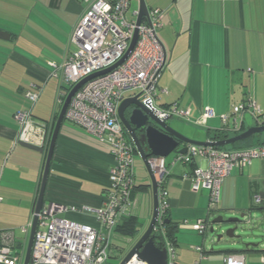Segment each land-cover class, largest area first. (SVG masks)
Wrapping results in <instances>:
<instances>
[{"label":"crops","instance_id":"0c3cea01","mask_svg":"<svg viewBox=\"0 0 264 264\" xmlns=\"http://www.w3.org/2000/svg\"><path fill=\"white\" fill-rule=\"evenodd\" d=\"M130 1L133 9L138 10L139 0ZM144 1L148 10H164L162 25L156 30L167 55L158 80L159 89L166 90L159 93L156 102L159 107L177 102L188 110V118L180 119L204 127L203 140L211 138L213 131H227L230 124L224 126L220 116L249 98L264 112V0ZM24 2L0 0V31L3 32L0 34V203L29 210V223L45 153L19 145V126L14 113L29 108L25 92L32 87L39 88L33 115L47 122L51 134L62 104L53 95L59 89L64 94L66 85H59L49 62L59 63L66 57L69 34L82 12L84 0H44V7L58 15L50 25L41 19H46L45 15L35 14L33 10L27 12L25 5L20 6ZM38 28L43 29L42 36L38 35ZM36 37L41 41H36ZM50 83L51 97L48 101L46 96L42 107L40 97ZM205 110H211L214 116L208 117L204 125L196 124ZM251 124L254 125L252 119ZM175 155L171 163L164 159L167 172L163 186L168 192L167 216L174 227L177 263H193L199 253L191 246H201L204 258L200 264H224L228 253L241 254L243 264H264L260 260L264 241L241 252H232L231 248L237 247L230 245L208 249L203 245L204 237L199 236L202 234L193 228L197 219L208 220L220 210L234 208L228 214L238 215L252 206L253 195L264 189V159L255 158L242 169L232 170L222 182L218 204L208 213L207 189L194 190L190 181L193 169L203 165V158L196 156L191 163L177 165ZM113 163L106 143L64 119L52 153L43 203L99 207ZM4 178L5 187L1 190ZM152 208L149 179L142 174L135 179L130 215L138 220L140 216L150 220ZM62 216L83 223L94 222L91 216L78 212L65 211Z\"/></svg>","mask_w":264,"mask_h":264},{"label":"built area","instance_id":"2783aa9c","mask_svg":"<svg viewBox=\"0 0 264 264\" xmlns=\"http://www.w3.org/2000/svg\"><path fill=\"white\" fill-rule=\"evenodd\" d=\"M131 7L130 0H84L82 12L68 38L66 57L59 63L49 62L59 85L71 88L84 77L106 69L116 63L124 54L134 30L137 38L128 56L112 70L84 82L71 96L64 119L83 128L87 133L108 145L113 159L108 186L99 207L66 206L57 202L43 203L38 213L36 230L28 262L26 264H107L111 238L115 227L124 217L130 215L132 190L135 186L134 157L136 149L119 120L117 109L123 98L141 93L143 101L155 106L159 93L158 80L165 66L162 47L155 38V32L162 25L164 10L151 8L148 20L143 18L136 25L138 10H131V18L126 14ZM40 96L39 88H30L25 97L30 107L17 110L14 119L18 123L19 141L40 148H47L50 138L48 124L33 115V107ZM61 89L56 100L62 103ZM155 114L159 118H188V110L177 102L166 107H158ZM249 114L254 125L264 124V112L251 98L234 105L230 113L220 116L227 131L237 133L244 123V115ZM214 116L205 110L196 124L204 125L208 117ZM201 157L203 165L196 166L191 175L194 190L208 191L207 212L212 211L220 198L223 180L234 169L240 170L255 158L264 159V144L245 149H224L188 145L184 154L176 153L175 163H191L194 157ZM158 184L159 227L155 232L166 251V264H178L176 248L167 237L163 222L169 207L168 192L164 188L167 172L164 159L150 158ZM253 204L261 201L259 194L252 197ZM65 211L91 216L93 223H83L62 216ZM31 221L22 226L28 232ZM193 228L204 235L208 229L207 220L197 219ZM24 242L17 238L14 229H0V264H24ZM199 253L191 264H200L204 258L201 246H191ZM264 263V253L260 254ZM125 264H148L133 255ZM224 264H243L239 253H228Z\"/></svg>","mask_w":264,"mask_h":264},{"label":"water","instance_id":"95a60500","mask_svg":"<svg viewBox=\"0 0 264 264\" xmlns=\"http://www.w3.org/2000/svg\"><path fill=\"white\" fill-rule=\"evenodd\" d=\"M143 18L148 20V7L144 0H139L136 25H139ZM2 33L3 32L0 31V34ZM136 38L137 29L134 30V34L132 39L130 40L128 48L124 52L123 56L116 63L106 69L94 72L84 77L69 89V91L65 95L64 100L62 101L59 113L57 115L56 121L50 134L47 149L40 148L22 141L18 142L19 145L25 148L37 151L42 154L45 153L44 167L42 171L38 193L34 203L32 220L29 229V236L25 248L24 264H26L29 259L33 235L37 226L38 213L43 204L44 190L52 159V153L54 150L60 126L64 120V114L69 104L70 98L73 93L84 82L98 75L104 74L118 66L131 52ZM155 38L162 47L166 64V50L161 41L159 40L156 32ZM158 107L159 105L157 104L151 107V105L143 101V96L141 95V93H136L132 96H127L123 98L117 109L119 120L122 123L128 137L134 144L136 153L140 156L143 162L147 177L149 179V186L151 187L153 198L152 214L146 230L137 239V241L122 258L119 264H125L128 260L131 259L133 255H136L138 259L146 261L148 264H166L165 249L159 248L154 242V237H158L155 230H157L159 227V224L157 223L159 214V200L158 184L155 179L154 171L148 161L150 158L165 159L172 152L184 154L188 145L221 148L228 145H232L236 142H242L244 140H247L254 134L264 132V124L252 125L251 116L249 114H245L244 120L247 124V127L242 132L222 139L209 138L206 140H194L184 136L177 129L171 126V124H169L168 119L172 117L159 118L155 114V111ZM127 110L128 113L126 114ZM259 195L261 201L256 207H249L238 215H229V217L226 219H224L222 216H219L212 220V223L215 224V227L210 226L209 232L216 233L217 230L219 231L218 234H215V243H218L216 245H240L238 248L231 249L241 252L248 250L250 247H257L260 245V243L263 242V240H261L262 242L246 241L245 236L236 233L237 231L244 232L246 230H249L248 226L252 223H257L256 221H259V224H257L259 229H261V224L264 223V189L259 193ZM226 211L232 212L234 211V208H227ZM163 222L164 224H168L170 222V219L164 218ZM223 225H225L226 227L223 228ZM211 247L212 249L214 248V246Z\"/></svg>","mask_w":264,"mask_h":264},{"label":"rangeland","instance_id":"374dc122","mask_svg":"<svg viewBox=\"0 0 264 264\" xmlns=\"http://www.w3.org/2000/svg\"><path fill=\"white\" fill-rule=\"evenodd\" d=\"M26 7V11L30 12V11H34L33 13L37 14V13H41L43 15L46 16V19L41 18L45 23H47L48 25L53 24V22H56V19H58V15L56 13V11L48 9L46 7H44V0H26V2L24 3H20V6H24ZM133 5L131 3V7L129 9V11L126 14L127 18H131V10L133 9ZM34 21V20H33ZM23 23L20 24V30L22 29ZM29 26H33V28H37L35 25L29 23ZM27 30V29H26ZM43 29H37V31H39L40 34L38 35H43ZM25 36V35H24ZM38 37V36H37ZM36 37V41H41L40 39H38ZM50 89H52V83L48 84V86H46L43 90V94L40 97V106L45 107L46 104V96L48 97V101L50 100L51 94H50ZM57 95V93L55 95H53V97H55ZM56 100V97L55 99ZM37 104V103H36ZM35 104V106H36ZM35 108V107H34ZM33 108V109H34ZM40 113V112H39ZM41 115V114H39ZM43 115V114H42ZM42 117V116H40ZM169 124H171V126H173L175 129H177L180 133H182L184 136L194 139V140H203V138L206 136L205 134V128L202 126H195L191 123H188L180 118L177 117H172L170 119H168ZM173 155L174 152H172L171 154H169L166 157V163H171V160H173ZM177 165L181 164V163H176ZM134 173H135V179L138 180V178L140 176H142V174H145L147 176V173L145 171L143 162L140 158V156L136 153L135 154V160H134ZM6 182V179L4 178L2 180V184H1V190L4 189V184ZM253 202V200H252ZM218 204V203H217ZM258 205V204H257ZM220 209V208H219ZM247 209V208H246ZM224 211V210H220L218 212V214H216V212L214 214H211V216L209 217V219L207 220L208 223V229L206 231V233L204 234L205 236L199 235L202 237H204L203 240V245L205 247H208V249L211 246H217V247H222L224 244H219L216 245L218 243H215L216 237L215 234H218L219 231L217 230L216 233H210L209 232V228L210 226H214L215 224L212 223V220L222 216L224 219L229 217V212ZM29 210H23L21 207H11L9 205H6L5 203H0V229H5V228H12L15 231V235L17 236V238H19L20 240H22V242H24V246L26 247L27 244V240H28V236H29V229L27 233H24L21 229L22 226H27V222L29 221ZM149 219L148 218H144L143 216H140L139 222L140 225L138 227V231L132 236V237H128V236H121V235H116L113 234L112 238H111V247L109 250V259L107 261V264H119L120 261L122 260V258L126 255V253L130 250V248L134 245V243L137 241V239L143 234V232L146 230L148 224H149ZM259 224V221H256ZM257 223H252L248 226L249 230H246L244 232H240L237 231L236 233L241 234L242 236H245V240L246 241H251V242H262L261 240L264 241V223L261 224V229H259L258 224ZM262 223V222H261ZM225 228L226 226L223 225ZM256 229H254V228ZM252 232V233H251ZM263 243V242H262ZM214 244V245H213ZM240 245H235V247H239ZM207 249V248H206Z\"/></svg>","mask_w":264,"mask_h":264},{"label":"trees","instance_id":"16d2710c","mask_svg":"<svg viewBox=\"0 0 264 264\" xmlns=\"http://www.w3.org/2000/svg\"><path fill=\"white\" fill-rule=\"evenodd\" d=\"M66 89V92L64 93V96L62 97V100H64L65 95L67 94V92L69 91V87L65 86L64 87ZM247 127V124L244 122L241 125V129L237 132V133H230L226 130H217V131H213L211 138L212 139H222L225 137H230L233 136L235 134H238L240 132H242L243 130H245ZM259 144H264V132L263 133H259V134H254L253 136H251L250 138H248L247 140H244L242 142H236L232 145H228L225 147H221L224 149H240L242 147H251L254 145H259ZM135 187V186H134ZM134 188L132 190V194H133ZM131 194V195H132ZM257 205H252L250 207H256ZM165 218H168L167 216V211L165 214ZM140 225L139 220L137 219V217L129 215L127 217H124L122 219V221L115 227V233H119L121 235L124 236H128V237H132L137 231H138V227ZM165 231H166V235L167 237L172 241V243H174V245L176 244L174 235H173V230L174 227L170 225V222L168 224H165L164 226ZM154 242L156 244V246H158L159 248L162 247V243L160 242V240L158 239V237H154ZM232 252H238L236 250H231Z\"/></svg>","mask_w":264,"mask_h":264},{"label":"flooded vegetation","instance_id":"af4514ba","mask_svg":"<svg viewBox=\"0 0 264 264\" xmlns=\"http://www.w3.org/2000/svg\"><path fill=\"white\" fill-rule=\"evenodd\" d=\"M128 113V110L126 111V114Z\"/></svg>","mask_w":264,"mask_h":264}]
</instances>
